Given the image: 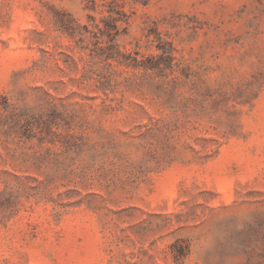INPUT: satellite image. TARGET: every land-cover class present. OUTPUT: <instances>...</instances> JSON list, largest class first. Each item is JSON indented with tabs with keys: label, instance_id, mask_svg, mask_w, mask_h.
I'll use <instances>...</instances> for the list:
<instances>
[{
	"label": "rangeland",
	"instance_id": "rangeland-1",
	"mask_svg": "<svg viewBox=\"0 0 264 264\" xmlns=\"http://www.w3.org/2000/svg\"><path fill=\"white\" fill-rule=\"evenodd\" d=\"M0 264H264V0H0Z\"/></svg>",
	"mask_w": 264,
	"mask_h": 264
}]
</instances>
